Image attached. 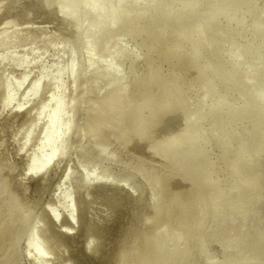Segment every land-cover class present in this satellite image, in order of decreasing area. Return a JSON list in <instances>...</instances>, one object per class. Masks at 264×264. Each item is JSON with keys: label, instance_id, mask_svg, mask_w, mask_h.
Returning a JSON list of instances; mask_svg holds the SVG:
<instances>
[{"label": "bare ground", "instance_id": "1", "mask_svg": "<svg viewBox=\"0 0 264 264\" xmlns=\"http://www.w3.org/2000/svg\"><path fill=\"white\" fill-rule=\"evenodd\" d=\"M246 8H256L258 18L244 15ZM37 18L58 23L71 59L54 73L43 67L24 94L27 100L49 86L36 112H26L31 121L19 135L23 148L42 124L25 174L42 178L85 139L83 160L94 156L106 170L120 159L102 155L120 145L129 161L119 174L138 190L84 183L77 199L85 208L84 258L264 264V230L255 231L251 218L264 148V0H0V49L35 40L28 24ZM122 39L136 41V48ZM252 46L260 57L247 63ZM29 63L0 56V68L25 70L16 84L0 75V109L13 106ZM241 65H248L244 72ZM5 168L0 162V264H19L24 256L41 264L50 238L39 237ZM54 198L72 224L76 202L66 192ZM100 206L107 212L101 218ZM46 212L56 236L69 233L57 225L58 208ZM213 243L222 248L218 260L211 257Z\"/></svg>", "mask_w": 264, "mask_h": 264}, {"label": "rangeland", "instance_id": "2", "mask_svg": "<svg viewBox=\"0 0 264 264\" xmlns=\"http://www.w3.org/2000/svg\"><path fill=\"white\" fill-rule=\"evenodd\" d=\"M246 9L247 10L243 12L244 15H249L252 20L258 18L256 8ZM37 19L28 24L29 27L33 28V30L38 33V37L35 40L30 38L11 46H3L0 49V56H12L13 58L18 59L27 58L30 62L29 67L26 70L28 77L17 92L13 106L0 109V162L7 166L3 172V176L7 177L9 174L11 186L19 192H23L22 196L19 195L20 200L25 210L32 212L35 216L36 230H40L39 237L44 239L43 236L45 235L50 238L48 239L51 241V246H49L45 260L41 264H98L95 260L94 262L90 258H84L81 230L84 225L85 208L82 206V203L77 202V199L79 198L78 195L83 189L84 183L89 182L90 185H94L98 181H105L107 183L123 186L134 195L137 194L138 190L134 185V182L126 180L121 174H119L129 161L121 154L120 151L122 150V147L120 145L113 144L107 152L102 155L105 160L110 157L112 159L113 157H119L120 159L117 164L111 167L112 170H106L102 163L96 162L94 156H90L89 159L83 160L81 147L85 144V139L82 145H74L76 147H74L70 154L60 161L58 165L49 169L45 175H42V178L40 175L25 174L26 160L29 157V153L33 151L36 143L35 140L41 131V127L39 126H42V124H38L39 126H36L38 129H36L35 132L33 131L36 138L33 136V140L29 141L31 143H29V145H27V143V146L25 145L23 148L21 143L23 141L21 140L23 139V136H20V139L19 135H24L23 132L26 130H24L23 127L27 123L26 127L28 128V124H30L28 122L31 121L30 117H26V112L29 111L32 115L36 112L37 103L42 97H44L43 95L47 94L49 86H43L42 92L38 96L27 100H24V94L30 88L33 80L40 74L43 67H48L51 72L54 73L57 67L65 64L71 59L67 43L64 41L63 36L62 38L58 36V23L54 24L50 21H45V19ZM88 20L85 22L87 25L89 23ZM22 26L23 25L20 27ZM20 27L18 29H23ZM20 31L18 30L19 33L24 32L22 30ZM121 42L128 49L134 50L136 48L137 42L134 40L122 39ZM96 56L100 57V54L97 53ZM259 57V50H257L255 46H252L248 52L247 63H253L259 60ZM263 59L264 58H262L261 61H263ZM247 67L248 65H241L239 67V72H244ZM24 73V69L13 68L9 65H4L0 68V75L3 78L9 79L13 84L18 83L22 79ZM69 89L67 93H71V87ZM236 96L237 95H233L232 98L234 99ZM16 106H21L20 110H17L15 108ZM32 109L33 112L30 111ZM26 127L25 129H27ZM241 128L245 129L246 124H243ZM89 142L93 143L92 140ZM93 154L96 155L95 152ZM65 172H67V176L63 178ZM256 173L259 178L261 195L251 212V218L257 220V225L254 228L255 231L264 230V148L257 158ZM62 192H66L68 198L77 204L75 207V218L73 219L72 224H69L65 213L60 210V206L55 202L54 197ZM100 207H97L100 209L96 208L95 216L101 218V216H104V214L106 215L107 212L102 208L103 206ZM54 208H58L61 213L59 220L57 221L58 227L62 228L65 226L69 232L60 237L55 235L49 222V216L46 212L47 210ZM110 218H112L110 221L111 224H117L120 221L118 220L120 217H118L117 214L113 215V213H111ZM96 243L98 246L99 239ZM19 245L21 251H25V241L21 240ZM211 253L213 260L220 259L223 254L221 246L217 243H213L211 246ZM19 264L36 263L33 262L31 256H24Z\"/></svg>", "mask_w": 264, "mask_h": 264}]
</instances>
